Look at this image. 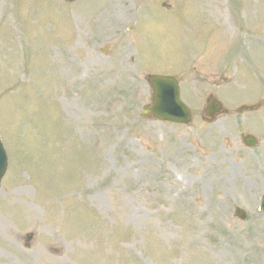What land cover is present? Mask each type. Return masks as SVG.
<instances>
[{
	"label": "rangeland",
	"instance_id": "374dc122",
	"mask_svg": "<svg viewBox=\"0 0 264 264\" xmlns=\"http://www.w3.org/2000/svg\"><path fill=\"white\" fill-rule=\"evenodd\" d=\"M81 3L0 0V264H264V0ZM164 71L189 125L139 117Z\"/></svg>",
	"mask_w": 264,
	"mask_h": 264
},
{
	"label": "water",
	"instance_id": "95a60500",
	"mask_svg": "<svg viewBox=\"0 0 264 264\" xmlns=\"http://www.w3.org/2000/svg\"><path fill=\"white\" fill-rule=\"evenodd\" d=\"M73 1V0H67ZM168 78H156L155 85L159 88V92L154 97L153 106L144 110V114H151L160 120H167L176 123H188L190 121L189 110L181 103L178 91L170 83ZM219 108L217 104L216 110ZM4 157L0 148V178L4 174Z\"/></svg>",
	"mask_w": 264,
	"mask_h": 264
},
{
	"label": "bare ground",
	"instance_id": "6f19581e",
	"mask_svg": "<svg viewBox=\"0 0 264 264\" xmlns=\"http://www.w3.org/2000/svg\"><path fill=\"white\" fill-rule=\"evenodd\" d=\"M64 62H61L60 63V65H58V69L60 70V72H62L63 73V71H64Z\"/></svg>",
	"mask_w": 264,
	"mask_h": 264
}]
</instances>
